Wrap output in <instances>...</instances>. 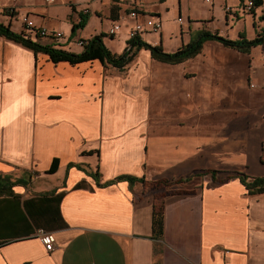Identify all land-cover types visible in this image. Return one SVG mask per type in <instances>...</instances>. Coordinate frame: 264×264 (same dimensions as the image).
<instances>
[{"label":"crops","instance_id":"obj_1","mask_svg":"<svg viewBox=\"0 0 264 264\" xmlns=\"http://www.w3.org/2000/svg\"><path fill=\"white\" fill-rule=\"evenodd\" d=\"M245 1L0 0V22L19 33L27 15L63 33L43 42L74 53L103 34L120 54L134 10L161 26L138 37L173 52L200 29L264 35V4L245 12ZM228 172L264 180V42L239 52L206 40L173 65L139 48L118 69L51 63L0 36V177L20 181L0 195V264H264V192Z\"/></svg>","mask_w":264,"mask_h":264},{"label":"trees","instance_id":"obj_2","mask_svg":"<svg viewBox=\"0 0 264 264\" xmlns=\"http://www.w3.org/2000/svg\"><path fill=\"white\" fill-rule=\"evenodd\" d=\"M256 2V1H254ZM79 21L73 25L72 31L78 27H82L83 18L80 15ZM0 36L8 41L17 43L19 46L31 50L36 56L39 53L47 55L48 61L51 63L64 62L69 65L81 64L84 62H91L93 60L101 63L102 65H110L114 68H122L127 65L135 56L136 51L141 49H146L149 55L156 62L169 63L171 65L178 64L182 61L191 59L199 51L206 40H216L218 43L222 44L224 47L232 48L239 52H248L251 47H255L258 44L264 42V35L257 34L253 39H246L242 34L238 36L237 39H227L220 37L216 33H209L203 29L198 30L193 34L189 43L180 45L175 51L166 52L158 44H148L143 42L140 37L129 39L123 51L120 54H115L110 51L106 46H104L102 37L103 34L93 35L86 39L84 45L80 52L74 53L64 50V45L59 44H49L43 42L41 38L34 34V32H25L20 30L19 33L12 31L8 25H3L0 22ZM58 165V160L56 158L52 159L46 173L52 174L56 166ZM210 175L213 176V171H209ZM194 175V174H193ZM234 178H238L239 181L244 185L245 190L248 193H263L264 192V180L261 178H248L242 173H233ZM95 177V174H94ZM8 176L0 177V195L11 193V186L20 183L19 180H9ZM116 181H128L131 183L135 180L142 181V179H137L132 176H122L119 175L115 178ZM162 208H157L154 206L152 216V232L156 236L161 235L162 229Z\"/></svg>","mask_w":264,"mask_h":264},{"label":"built area","instance_id":"obj_3","mask_svg":"<svg viewBox=\"0 0 264 264\" xmlns=\"http://www.w3.org/2000/svg\"><path fill=\"white\" fill-rule=\"evenodd\" d=\"M52 1L53 0H45V2H52ZM254 1L255 0L245 1V3L242 6L243 11L251 12L255 5ZM259 3L264 4V0H259ZM85 11L86 10L82 12H85ZM6 12L11 13L13 12V10L12 8H8L6 9ZM136 15H137V12L134 10L127 13V17L131 19H135L133 26L129 28L127 31L128 40L138 37L139 33L141 31H144V29L146 28L151 32L158 31L161 28L160 23L157 20L153 18H147L144 21L136 20ZM18 21L20 24L19 26L21 27L22 30H24L25 32H29V33L34 32L35 35L41 38V40H45V42H47L46 40L48 37L49 39H56V38H60L63 35L61 31L49 32V30H47L43 26H35L34 21L30 19L27 15H21L20 17H18ZM177 21L180 22L181 21L180 18H177ZM119 28H120V25L118 23H114L112 26L107 28L106 34L112 37L118 31ZM85 42H86L85 40L79 38L76 40L75 44L82 47ZM35 233L37 237L39 238L40 242L43 244L44 249L49 251L51 249L52 242H53L50 233L47 231H44L43 228H37Z\"/></svg>","mask_w":264,"mask_h":264},{"label":"rangeland","instance_id":"obj_4","mask_svg":"<svg viewBox=\"0 0 264 264\" xmlns=\"http://www.w3.org/2000/svg\"><path fill=\"white\" fill-rule=\"evenodd\" d=\"M7 9H8V8H7ZM5 12H6V11H5ZM6 13H8V12H6ZM103 38H104V39H107V38H110V37L104 35ZM126 39L128 40V37H127V30H126ZM59 40L63 41L64 39L60 38ZM127 42H128V41L124 42V46H123V44H122L121 47H119L120 49H119V48L117 49L120 53L123 51V48L125 47V45L127 44ZM229 176H232V173L228 172V173L226 174L225 177H229ZM45 177H46L45 180H49L51 183H52L53 180H54L53 177H52V175H48V176H45Z\"/></svg>","mask_w":264,"mask_h":264}]
</instances>
